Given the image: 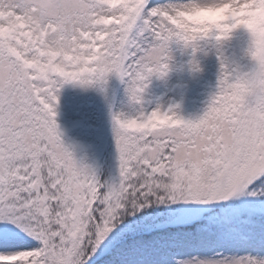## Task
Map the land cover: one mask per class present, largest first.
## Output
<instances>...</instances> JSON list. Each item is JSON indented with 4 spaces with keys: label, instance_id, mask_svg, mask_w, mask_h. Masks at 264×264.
<instances>
[{
    "label": "snow or ice",
    "instance_id": "1",
    "mask_svg": "<svg viewBox=\"0 0 264 264\" xmlns=\"http://www.w3.org/2000/svg\"><path fill=\"white\" fill-rule=\"evenodd\" d=\"M192 3L0 0V264H98L121 242L158 248L168 264H264V59L255 33L248 71L216 48L218 91L200 117L185 119L178 105L113 116L118 182L78 163L61 140L64 84L114 74L141 103L150 78L167 74L172 44L200 50L178 23ZM255 5L264 0H236Z\"/></svg>",
    "mask_w": 264,
    "mask_h": 264
},
{
    "label": "rangeland",
    "instance_id": "2",
    "mask_svg": "<svg viewBox=\"0 0 264 264\" xmlns=\"http://www.w3.org/2000/svg\"><path fill=\"white\" fill-rule=\"evenodd\" d=\"M242 30L244 29L241 28L236 31ZM212 44L204 42L202 44L203 47L195 53H193L192 49L184 48L181 44H177L175 47L171 45L173 55L171 70L163 77L154 75L150 78L148 86L142 94L141 103L132 102L127 93L121 98L124 101L121 105L111 107L113 115L120 113L133 114L141 106L145 111L150 112L158 106L162 110H166L170 106L178 105V107H174V111L178 115L184 118L185 116L190 118L200 117L197 112L193 111L191 103L193 102L200 108L205 105L207 98L202 96L201 92H198L189 99L188 87L191 84L190 81L192 82L194 78L189 61L194 55L195 59L200 63L203 57L209 55L207 47L216 48L214 43ZM244 51L246 52V49ZM223 55L225 58L224 53ZM212 66L213 71L208 73L209 80L216 78L221 72L217 55L214 56ZM94 85L81 86L78 83H66L59 89L57 93L59 101L56 105V121L62 136H68L76 131L80 133L84 131L94 132L106 117L109 108L101 104L98 94L94 91ZM126 87L127 83H125ZM182 99L185 100V105L183 106L181 103ZM88 138L80 135L77 139L78 145L88 147L90 145ZM113 144L117 151L114 129ZM98 264H168V254L151 246L145 245L136 248L129 247L126 243L121 242L112 248L103 250Z\"/></svg>",
    "mask_w": 264,
    "mask_h": 264
},
{
    "label": "trees",
    "instance_id": "3",
    "mask_svg": "<svg viewBox=\"0 0 264 264\" xmlns=\"http://www.w3.org/2000/svg\"><path fill=\"white\" fill-rule=\"evenodd\" d=\"M215 44V42H212ZM211 43V44H212ZM250 43V35L246 30L234 31L230 39L224 41L220 45V50L225 54V59L234 68H239L241 71H248L253 66V61L247 55ZM213 45V44H212ZM177 46L176 43L172 47ZM203 47V45H202ZM209 55L200 60V71H192L193 80L190 81L189 99L191 96L201 92L202 96L207 98L205 105L200 108L198 105L191 103L193 111L197 112L200 116L211 102L212 97L218 91L219 76L209 80L208 73L213 71L214 56L217 55L216 48L212 46L207 47ZM201 53V51H200ZM125 88V81H121L116 75L111 76L103 84H95L94 90L98 94V98L103 106H108L106 117L101 122L99 128L94 132L84 131L79 133L76 131L68 136H62L61 140L66 147L73 153L74 158L78 163L89 166L97 172L102 180L116 183L119 181V155L115 150L113 144V113L112 106L121 105L124 101L121 99L127 95ZM127 98V96H126ZM187 100V99H186ZM182 106L185 105V100L181 101ZM185 119H196L185 116ZM80 135L88 138L90 145L82 147L78 145L77 139Z\"/></svg>",
    "mask_w": 264,
    "mask_h": 264
},
{
    "label": "clouds",
    "instance_id": "4",
    "mask_svg": "<svg viewBox=\"0 0 264 264\" xmlns=\"http://www.w3.org/2000/svg\"><path fill=\"white\" fill-rule=\"evenodd\" d=\"M41 7L48 8L49 5L44 2ZM184 12L187 14L180 16L178 23L183 29H190V34L197 37L196 43L199 44L200 49L204 42H215L214 47L220 48V45L228 40L235 30L243 28L250 35V43L253 40V33L256 34L255 38L259 41L256 45L258 58L264 59V5H255L252 10L251 8L237 7L236 0H193L192 4L184 8ZM217 36L221 37L218 41L215 39ZM178 44L193 50L191 45L185 47L183 42ZM249 45L246 50L248 56ZM150 62H156V57L151 56ZM172 62L171 51L167 73L171 70ZM189 65L192 71H200L199 62L194 55L189 61ZM197 66L199 70H197Z\"/></svg>",
    "mask_w": 264,
    "mask_h": 264
}]
</instances>
